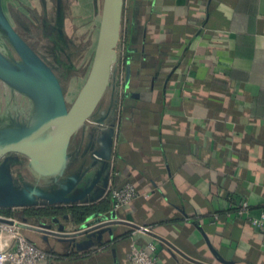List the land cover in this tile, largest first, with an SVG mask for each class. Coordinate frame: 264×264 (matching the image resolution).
<instances>
[{"label":"crops","instance_id":"obj_1","mask_svg":"<svg viewBox=\"0 0 264 264\" xmlns=\"http://www.w3.org/2000/svg\"><path fill=\"white\" fill-rule=\"evenodd\" d=\"M122 31L129 60L117 76L115 64L67 170L20 180L81 178L71 196H84L62 206L97 203L113 180L147 197L85 222L23 221L55 255L43 264H130L149 243L158 264H264V230L227 216L240 200L264 212V0H126Z\"/></svg>","mask_w":264,"mask_h":264},{"label":"water","instance_id":"obj_2","mask_svg":"<svg viewBox=\"0 0 264 264\" xmlns=\"http://www.w3.org/2000/svg\"><path fill=\"white\" fill-rule=\"evenodd\" d=\"M2 1L0 29L11 41L21 60L14 64L0 52V81L29 86L37 102L46 108L48 119L37 130L27 126L0 129V210L77 202L84 195H71L81 178L73 176L60 183L55 180L57 184L48 189L23 186L21 184L25 183L18 181L12 172L13 159L17 156L26 157L31 171L41 178L56 179L67 170L73 138L98 112L112 85L126 0L89 1L93 57L87 78L70 106L59 77L29 49L4 15ZM63 26V5L59 0L57 27L61 36H64Z\"/></svg>","mask_w":264,"mask_h":264},{"label":"rangeland","instance_id":"obj_3","mask_svg":"<svg viewBox=\"0 0 264 264\" xmlns=\"http://www.w3.org/2000/svg\"><path fill=\"white\" fill-rule=\"evenodd\" d=\"M3 1L2 9L4 4V15L7 19L9 18L5 14L7 10L11 16V21L8 20L13 22L18 30L21 31L26 38L24 41L29 49L44 60L47 65L58 74L56 75L61 81L67 103L70 106L74 102L87 78L93 57V39L88 19L89 9L87 8L88 0H65L66 22L64 32L65 38L70 41V49L68 50L70 53L69 59L67 53H62L60 48L56 47V44H54L51 39L42 37V20L44 16L42 0ZM47 1L52 7L56 3V0ZM49 17L50 19L55 18V12L50 10ZM0 34L2 38L8 42L9 48H11L16 60H21L6 34L3 33L2 30H0ZM49 53H52L56 58L58 57L60 62L64 64L59 65L58 63H53L51 61L53 56H50ZM46 54L48 59H45L44 57ZM8 93L9 92L4 83L0 81V129L6 126L9 119H13L12 122H26L31 110L30 103L26 98L17 94L14 99L11 98L9 101L7 97L10 98L11 96L9 97ZM15 107L20 111H16ZM13 161L14 164L12 166V171H17L16 173H19V175H15V178L18 181L20 179L23 180L24 177L26 180L30 179L32 172L29 167V160L24 156H17Z\"/></svg>","mask_w":264,"mask_h":264},{"label":"built area","instance_id":"obj_4","mask_svg":"<svg viewBox=\"0 0 264 264\" xmlns=\"http://www.w3.org/2000/svg\"><path fill=\"white\" fill-rule=\"evenodd\" d=\"M108 189L111 190L114 200V210L122 209L140 197H147V194L140 193L132 183L115 188L110 181ZM233 215L246 219L249 225L256 229L264 230V212L259 216H252L247 200L235 203L227 214L228 217ZM214 217L217 219L219 216L215 214ZM27 228L28 225L25 222L0 213V264H43L53 258V255L43 251L28 239L25 233ZM137 231L147 233L149 229L139 227ZM156 252L157 246L154 243L144 247L134 245L129 254V262L130 264H158Z\"/></svg>","mask_w":264,"mask_h":264},{"label":"trees","instance_id":"obj_5","mask_svg":"<svg viewBox=\"0 0 264 264\" xmlns=\"http://www.w3.org/2000/svg\"><path fill=\"white\" fill-rule=\"evenodd\" d=\"M129 47H130L129 37L125 32L122 31L121 43L118 49V60H117L118 65L115 66L116 76L117 74L118 75L121 74L123 67L129 60ZM122 99L120 98L119 102L117 103L118 110H117L116 120L118 123L121 121V116H122V110H123L122 102H121ZM127 183H131V182H127ZM125 184L120 186L115 183V180H113V187L115 188H120ZM112 209H114V200L111 195V190L107 189V192L103 199H101L97 203H93L89 205H74V204L70 206L35 205V206H27L23 208L2 209L0 210V213L8 217L17 218L21 221H26L30 219L43 221V220H51L57 217L71 216L76 221L85 222L89 218L100 217L101 215L109 212ZM53 258H55V255H53Z\"/></svg>","mask_w":264,"mask_h":264},{"label":"bare ground","instance_id":"obj_6","mask_svg":"<svg viewBox=\"0 0 264 264\" xmlns=\"http://www.w3.org/2000/svg\"><path fill=\"white\" fill-rule=\"evenodd\" d=\"M6 44L0 41V52L2 53L3 56L9 59L12 63L16 64L17 62L14 58V54L11 48H9ZM3 83L5 87L7 88L8 92H10L12 95L20 94L22 97L26 98L29 101L30 106H31V110L28 114V119L26 120V122L24 123L12 122L13 119L12 120L9 119L8 123H6V126L4 128L20 129L24 126H27L31 130H37L48 119V112L46 108H44L37 102L34 91L29 86L14 85V84L5 83V82ZM15 108H16V111L18 112L20 111L17 107Z\"/></svg>","mask_w":264,"mask_h":264},{"label":"flooded vegetation","instance_id":"obj_7","mask_svg":"<svg viewBox=\"0 0 264 264\" xmlns=\"http://www.w3.org/2000/svg\"><path fill=\"white\" fill-rule=\"evenodd\" d=\"M42 1H43V8H44V16H43V20H42V26H43L42 37L43 38L46 37V38L51 39L53 41V43L56 44V47L60 48V50H61L62 53H67V57L69 59L70 58V55H69L70 53L68 52V50L70 49V46H69V42L70 41H68V39L65 38V32H64V26H65V24L63 26L64 36H61L60 35L59 30H58V27H57V14H58V10H59V0H56V3H55V5L53 7H52V5H50V3L47 0H42ZM61 2L63 4L64 1L61 0ZM65 8L66 7L64 6V11H65L64 19H65V22H66V9ZM50 9L55 12V18H53V19H50V17H49V11H50ZM7 17H9V16H7ZM10 17L8 18L9 20H10ZM10 23L12 24V26L14 27V29L17 31V33L24 40H26V38L23 36V34L21 33V31L18 30V28L15 26V24L13 22H10ZM0 37H1L0 41H2L5 44L7 43L6 45L9 47L8 42L5 39L2 38L1 34H0ZM49 54H50V56H53L52 53H49ZM44 57H45V59H48L47 58L48 57L47 54ZM14 58H15V55H14ZM15 60H16V58H15ZM51 61L53 63H56V64L58 63L59 65L60 64L61 65L64 64V63L60 62V60H59L58 57L56 58L55 56H53V58H52ZM17 62H19V61H17ZM8 94H9V97L11 96L10 98L7 97V99L9 101L11 100V98L14 99V97L16 96V95H12L10 92ZM69 151H70V153H74V138H73L72 143L70 145Z\"/></svg>","mask_w":264,"mask_h":264}]
</instances>
